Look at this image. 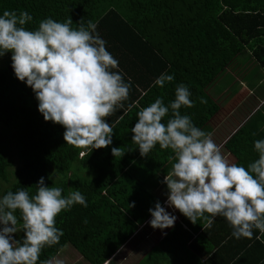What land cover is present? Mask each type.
Wrapping results in <instances>:
<instances>
[{
  "label": "trees",
  "instance_id": "obj_1",
  "mask_svg": "<svg viewBox=\"0 0 264 264\" xmlns=\"http://www.w3.org/2000/svg\"><path fill=\"white\" fill-rule=\"evenodd\" d=\"M4 11H27L32 16L25 25L29 29L46 18L58 22L71 18L73 28L81 20L92 21L119 62L114 71L130 85L123 107L106 118L113 128L112 144L101 149L74 146L64 140L62 126L44 121L33 91L14 75L11 53L0 57V196L20 188L34 195L41 177L49 187L63 188L62 195L80 191L87 207L76 204L57 216L56 226L64 235L58 244L42 249L37 264L54 261L67 246L90 264H105L151 217L149 209L156 200L150 184H159V174L170 172L174 163L171 150L159 145L141 156L131 132L137 112L157 98L167 105L183 84L191 92L193 106L182 107L181 114L190 116L201 130H210L221 108L208 88L220 75L244 52L264 74V0H0V15ZM162 73L174 76L164 87L155 84ZM129 105L134 106L129 110ZM260 139H264V104L223 148L233 163L247 168L258 158L254 142ZM113 147L121 148V155L114 157ZM133 202L135 207H128ZM184 218L187 227L204 230V236L224 232L217 244L231 237L233 229L225 233L226 223L214 228L221 220L215 218L209 228L203 220L193 224ZM253 231V244H261L264 234ZM23 237V231L14 235L16 240ZM189 238L177 224L160 242L158 252L145 251L134 264L177 258L188 263L187 250L179 248H185Z\"/></svg>",
  "mask_w": 264,
  "mask_h": 264
},
{
  "label": "clouds",
  "instance_id": "obj_2",
  "mask_svg": "<svg viewBox=\"0 0 264 264\" xmlns=\"http://www.w3.org/2000/svg\"><path fill=\"white\" fill-rule=\"evenodd\" d=\"M31 20L27 11L0 15V57L11 53L15 77L33 91L44 121L65 129L67 144L109 147L113 128L106 118L123 107L130 85L114 71L119 62L107 50L96 24L81 20L73 28L71 18L65 22L46 18L36 29H29L25 25ZM173 80V75L162 73L155 84L164 87ZM174 95L167 105L157 98L139 110L131 128L141 156L157 145L173 153L172 169L162 181L167 207L193 224L203 220L209 228L217 216L223 217L236 239H251L254 229L264 234V139L254 142L258 158L247 168L229 163L211 134L181 114L182 107L193 106L188 87L178 85ZM111 152L119 156L121 148L113 147ZM62 193L63 188L49 187L41 177L34 195L20 188L0 196V264H37L43 248L59 243L64 233L56 226L57 216L76 204L87 207L80 191ZM149 214L150 226L162 234L177 219L159 201ZM20 231L24 237L16 240L14 235Z\"/></svg>",
  "mask_w": 264,
  "mask_h": 264
},
{
  "label": "crops",
  "instance_id": "obj_3",
  "mask_svg": "<svg viewBox=\"0 0 264 264\" xmlns=\"http://www.w3.org/2000/svg\"><path fill=\"white\" fill-rule=\"evenodd\" d=\"M250 58V56H248ZM252 61L251 59H248ZM263 72V71H262ZM262 77V76H261ZM218 80V79H217ZM264 78H261L259 82L257 83V87L262 84ZM244 81H241L240 84H244ZM253 89L257 88L256 84H250ZM253 85V86H252ZM243 86V85H242ZM240 86L239 89L241 93H246V87ZM227 88V87H226ZM209 89V88H208ZM240 93V94H241ZM251 93H253L251 91ZM209 94V93H208ZM257 101H263L264 100V93L256 96ZM264 103H261L263 105ZM260 108V107H259ZM258 108V109H259ZM245 124V123H244ZM244 124H240V126H233L230 128L226 129V140L225 142ZM224 125H218L215 127V123L212 124L210 123V130H203L206 133L211 131V138L214 136L216 131L221 129V127ZM224 142V143H225ZM166 174H159V183L158 181L156 182L158 185H150L149 188L152 191L156 202L159 201L162 206L166 207V210L170 212L172 215H175L177 217L176 222L174 226L170 229H165L164 233L162 234L161 230L159 229H153L149 221L151 220V217L148 219V221L142 225L139 230L134 234V236L131 238L129 242L125 244L117 253V255L125 248L128 246L130 243L134 244V250H147V252L151 253L153 252H158L160 249V242L165 239L166 235L176 229L177 224L181 225L183 230L188 231V234L190 238L188 239V242L186 244L185 248H179L180 250H187L188 256L190 260L188 263H186L187 259H173L171 261H163V263L160 264H264V241L261 244H257L252 242V238H240L236 239L235 237L232 236V233L230 234V238H226L224 242L218 243L216 241V238L218 236L224 235V232H213V233H207L206 236L203 235L205 232L204 230H198V231H193L192 228H189L186 226V224L183 223L184 217L178 210H175L173 208H168L165 201L167 199V188L166 185L162 183L164 177ZM184 218V219H183ZM216 219L221 220L218 225H216L214 228L218 229L221 226V223H226V229H224L225 233L226 230L230 228V225L228 222L225 220V218L217 216ZM254 235V231H253ZM179 236V235H178ZM186 238V237H184ZM247 241H250V244L247 248L244 247V243ZM261 241V240H260ZM146 245V246H145ZM172 248L174 247L171 245ZM245 248V249H244ZM116 255V256H117ZM115 256V257H116ZM145 255L142 257L138 258V261L141 260ZM196 259L200 261H196ZM178 260V261H175ZM158 264V262L156 261Z\"/></svg>",
  "mask_w": 264,
  "mask_h": 264
},
{
  "label": "rangeland",
  "instance_id": "obj_4",
  "mask_svg": "<svg viewBox=\"0 0 264 264\" xmlns=\"http://www.w3.org/2000/svg\"><path fill=\"white\" fill-rule=\"evenodd\" d=\"M248 56H250L248 52L242 53L208 89L211 98L218 103L221 108L220 113L211 120L212 124L215 123V127L224 125L221 129L216 131L212 139L220 147L222 155L229 163H233L234 160L228 157L227 151L223 148L227 136L226 129L230 128V126L233 127L240 126V124L244 123L246 124L249 119L257 113L258 108L263 106L261 103H264V100L257 101L256 99V96L264 93V80L259 88L257 87V83L261 78H264V74L255 62H248V59H250ZM241 81L245 82L242 85L246 87V93H241L239 90L242 89L240 88V86H242L240 84ZM250 84H256L257 88L253 89ZM251 91L253 93H251ZM1 128L2 125L0 124V129ZM3 143L5 149L9 152L7 141L4 140ZM81 155L82 154H80V156ZM10 156L12 158L11 154ZM19 165L20 163L18 162L17 166ZM160 184L161 183H159V185ZM150 185L158 184L152 183ZM147 250L148 249L140 251L134 250V244L130 243L115 257L113 264H134V262H138L139 257L145 255V251ZM57 262H59V264H90L71 246H67L62 250L53 261V264H57Z\"/></svg>",
  "mask_w": 264,
  "mask_h": 264
},
{
  "label": "built area",
  "instance_id": "obj_5",
  "mask_svg": "<svg viewBox=\"0 0 264 264\" xmlns=\"http://www.w3.org/2000/svg\"><path fill=\"white\" fill-rule=\"evenodd\" d=\"M81 154L83 155V152H82ZM82 155H81V156H82Z\"/></svg>",
  "mask_w": 264,
  "mask_h": 264
}]
</instances>
